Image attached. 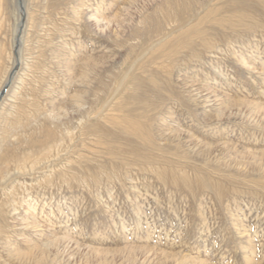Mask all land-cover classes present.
Masks as SVG:
<instances>
[{"label":"rangeland","instance_id":"374dc122","mask_svg":"<svg viewBox=\"0 0 264 264\" xmlns=\"http://www.w3.org/2000/svg\"><path fill=\"white\" fill-rule=\"evenodd\" d=\"M15 1L0 263L264 264V0Z\"/></svg>","mask_w":264,"mask_h":264},{"label":"bare ground","instance_id":"6f19581e","mask_svg":"<svg viewBox=\"0 0 264 264\" xmlns=\"http://www.w3.org/2000/svg\"><path fill=\"white\" fill-rule=\"evenodd\" d=\"M4 2L7 3L8 0H4ZM23 4H22V0H16L15 1V5H16V8H17V12H18V20L21 19V16L24 13V11H23V9H24ZM10 78H11V75H10V72H9V74L7 73L6 76H5V82H4L3 86L5 85V83L7 84L11 80ZM52 139H53V133L51 131L47 130L46 133L44 134V139H42V140H39V139H37V140L35 139L34 140L33 139L30 142H31L32 145H39L43 149H46V148H48V147L51 146L50 143L52 142ZM0 149H1V146H0ZM2 159H4V158H2ZM1 161H3V160H1V157H0V175H1ZM0 186H1V178H0ZM0 223H1V208H0ZM0 252H1V228H0ZM26 256H28V255H26ZM18 257L20 259L23 258V257H21L19 255H18Z\"/></svg>","mask_w":264,"mask_h":264},{"label":"water","instance_id":"95a60500","mask_svg":"<svg viewBox=\"0 0 264 264\" xmlns=\"http://www.w3.org/2000/svg\"><path fill=\"white\" fill-rule=\"evenodd\" d=\"M2 93V92H1ZM1 93H0V96H1Z\"/></svg>","mask_w":264,"mask_h":264}]
</instances>
